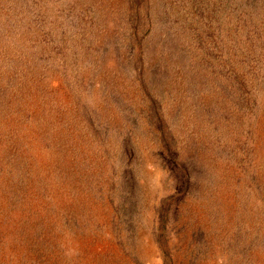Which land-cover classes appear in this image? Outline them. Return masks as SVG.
<instances>
[{"label": "rangeland", "instance_id": "1", "mask_svg": "<svg viewBox=\"0 0 264 264\" xmlns=\"http://www.w3.org/2000/svg\"><path fill=\"white\" fill-rule=\"evenodd\" d=\"M0 264H264V0H0Z\"/></svg>", "mask_w": 264, "mask_h": 264}]
</instances>
